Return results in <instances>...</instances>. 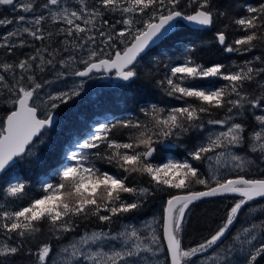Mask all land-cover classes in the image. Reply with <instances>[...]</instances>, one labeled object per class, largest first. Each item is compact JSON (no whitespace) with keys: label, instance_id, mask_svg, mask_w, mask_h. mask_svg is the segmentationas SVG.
<instances>
[{"label":"snow or ice","instance_id":"1","mask_svg":"<svg viewBox=\"0 0 264 264\" xmlns=\"http://www.w3.org/2000/svg\"><path fill=\"white\" fill-rule=\"evenodd\" d=\"M97 2L98 8H89L87 0H78L79 9L71 10L65 5V0H45L43 4L29 0L22 5L18 0H0V6L13 11L19 9L34 16L29 21L24 15H20L18 23H31L32 26L8 32L3 37L4 43H0V49H7L11 54L17 46L24 47L26 42L23 40L18 45L8 41L25 33L35 41L50 39L53 33L48 31L46 37L42 27L50 19L53 23L65 25L57 29L58 33L82 42L76 44L78 48L95 45L97 37L102 38L104 48L98 51L93 49L88 53L87 59L81 58L78 62L84 65L83 69L73 68L72 75L90 78L94 72L115 70L120 80L133 81L138 77L136 65L138 58H142L141 54L146 53L150 46L165 40L175 29L183 27L179 21L201 28H213L217 19L227 15L225 11L214 10V0ZM240 7L246 14L233 19L232 23L238 26L243 35L229 42L226 30H219L215 34L218 45L229 54L243 55L254 51L258 45H264V0L256 6ZM185 8H192L193 11L188 13ZM40 9L47 10L48 16L43 11L36 15ZM117 13L120 18L115 24L104 19L108 14L115 16ZM10 24H13V20L0 19V27ZM116 25L123 27L118 29ZM105 26L108 31L104 30ZM64 43L68 44L69 41L65 39ZM119 45H123V48H119ZM105 48L108 52L100 55ZM195 51L194 48L186 47L179 62L169 58L164 64L167 72L162 79L156 81L167 97L181 102L182 106H173L167 110L152 106L144 112L149 117L151 127L149 124L132 121L120 125L138 130L136 135L129 137V142H118L111 138L116 125L102 124L94 128L84 141L77 143L79 151H71L67 155L66 159L75 163L64 165L58 170L60 182L41 185V196H30V186L18 178L15 182L7 183L3 189L4 198H11L18 206L9 210L4 204H0V234L4 237L0 244V264H8L7 258L20 254L25 246L24 241L36 237L43 224H48L55 238L60 239L61 234L75 230L77 218L94 216L101 222L110 223L114 218L130 216L139 211L143 207L144 198L152 192L148 187L129 185L128 178L134 173L147 176L157 190L175 189L187 192L172 195L167 200L161 225L163 243L152 225H147L146 231L126 226L116 235L93 232L89 236L86 233L79 246L71 245V252L68 247L62 250L63 264H73V261H78L79 264L84 261L89 264H197V258L209 253V250L216 251L214 264L217 261L219 264H258L264 258V223L260 226L262 237H257V225L253 224L243 229L244 239L241 235H236L230 246L223 247L245 205L264 199V179L244 176L221 179L218 168H214L211 163L214 160L220 166L222 161L230 158L233 170L245 171L252 161L232 150L244 146L246 141L250 150L259 152L260 159L264 160V114L255 116L259 130L254 128L248 132L246 125L238 121L249 107L264 113V82H261V78H264V58L256 56L243 65L216 63L207 66L194 58L192 53ZM45 53L50 58H46ZM76 61L77 57L70 56L59 63L61 68L67 69ZM257 62L262 66H257ZM56 63V51L49 52L48 47L37 48L34 55L18 63H0V97H4L11 106V111L0 123V173L4 174L0 179H6L16 168L17 158L31 155L29 146L33 145L34 138L40 136L42 130L53 126L54 111L80 95L79 87L57 95L49 94L46 99L40 95L44 84L37 80L35 73L37 70L46 71L48 66L55 68ZM16 69L20 70L19 77ZM65 75L64 72L58 73L61 78ZM216 79L226 81L227 84L213 87L200 83L209 81L211 85ZM254 83L259 91L258 94L250 95L245 89ZM41 106L47 109L43 118L39 115ZM214 116L221 118H212ZM206 124L225 129L207 135V142L189 153L192 161H210L208 174H201L200 169L188 160H169L162 165L152 162L156 152L154 144L159 142V138H179L191 131L203 132ZM212 131L209 129L210 133ZM209 153L213 155L209 156ZM92 157L106 160L127 175L117 176L101 171L91 163ZM223 167L228 168V163L224 162ZM208 175L211 180L207 178ZM193 185H202L206 190L188 191ZM227 195L238 196L239 199L228 210L222 226L210 238L195 246L186 247L183 244V232L189 206L207 197ZM25 200L26 204L23 203ZM258 239L260 243L254 244ZM104 240L120 241L121 246L109 252L86 251L89 244H98ZM53 254V246L44 243L39 246L35 256L38 264H51L50 257Z\"/></svg>","mask_w":264,"mask_h":264},{"label":"trees","instance_id":"2","mask_svg":"<svg viewBox=\"0 0 264 264\" xmlns=\"http://www.w3.org/2000/svg\"><path fill=\"white\" fill-rule=\"evenodd\" d=\"M39 2L42 3L44 0H39ZM261 2L262 0H214V10L225 11L227 15L217 19L213 28L202 31L191 30L184 26L177 28L176 31L163 40L157 48L147 53V56L144 55L139 59L136 65L138 77L135 80L114 82L115 85L111 84L106 88L97 89L91 95L75 97L67 104L61 105V107L57 109V115L59 117L57 124L48 128L46 133L44 132L39 139L34 142L39 144L35 155L18 159L16 168L12 170L8 177L6 179H0V204H4L9 210H14L15 207L18 206L11 201V198L5 199L3 193V189L7 186V183L9 181L15 182L17 178L30 186L29 192L32 197L43 195L41 192V185L43 183L51 182L53 184H58L60 182L59 176L57 175L58 170L64 165L75 163L74 161L67 160L66 157L74 150L78 142L84 141L89 136L92 132L90 131L91 126L96 124L116 125L117 127L113 129L111 138L118 142H129V137L136 135L138 130L124 128L120 125L132 121L141 124H149V127H151L149 117H146L144 112L150 110L152 106L165 108L166 110L173 106H182L181 102L167 97L163 90L157 86L156 81L162 79L167 72L164 64L169 61V58H173L179 62L185 54L186 47L194 48L196 50L195 53H192L194 58L207 66L216 63H223L227 66L243 65L245 61L253 60L256 56L264 58V45H258L254 51L243 55L239 53L229 54L224 52L215 40V34L219 30L227 31L229 42L233 38L242 36L243 33L238 30V26L232 23L233 19L240 18L242 15L246 14L240 6H256ZM87 4L89 8L93 6L99 7L97 0H87ZM185 10L188 13L193 11L192 8H185ZM119 18L120 16L118 13L115 16L108 14L104 17L110 24H115L116 20ZM146 18L147 17H145V19ZM42 27L45 30L44 34L46 37L48 31L53 33L50 39L46 38L43 42L33 40L32 45H28L26 42L24 47L17 46L13 49L11 54L7 49H0V58L3 63H18L34 55L37 48H42L44 45L53 47V45L58 44L60 46L63 39H66L62 33L57 32L58 28H63L65 25H50V23H44ZM116 27L120 29L123 26L116 25ZM104 30L108 31L109 29L105 26ZM67 38L71 42L73 41L71 37ZM119 48H121V46ZM61 50V47L55 50L56 60L61 58ZM257 66L262 65H259L257 62ZM261 82H264V78H261ZM200 83L205 86L213 87H220L227 84L226 81L219 79L214 80L211 85L209 81H201ZM245 91L250 95H255L258 94L259 89L254 83L247 87ZM5 115L6 110L0 108V116L4 117ZM244 115L246 116L245 123H251L252 115L248 112L246 113V111ZM212 118H221V116H214ZM197 133L198 131H191L181 135L179 138L176 136L159 138V142L154 144L156 152L152 158V162L162 165L169 160L178 162L188 160L195 167L200 169L201 174H206V159L203 162L192 161L189 155L194 148L205 143L197 139ZM169 143L176 144V148H166L165 145ZM91 163L101 171H107L117 176L127 175L114 165L109 164L106 160L92 157ZM1 177H4V174ZM245 178L264 179V166L262 167V171L255 176H247ZM128 183L131 186L140 188L148 187L152 192L150 196L144 198L143 207L139 211L130 216L114 218V221L110 223L101 222L94 216L86 219L77 218L75 230L72 231V234H78L80 230L97 229L105 231L116 227L123 221H143L152 216L159 217L161 226L164 205H162V203L164 201L166 202L172 195L187 194V192L183 190H157L155 186L149 182L147 176H141L135 173L129 176ZM201 190L206 189H204L202 185H193L188 191ZM127 198L131 199V197ZM236 200L238 199L234 197H218L198 201L190 205L188 214H186L187 223L183 232V244L186 247H192L210 238V236L222 226L228 210ZM159 202H161V205L157 207ZM23 203L26 204L27 200ZM236 224L237 221L235 222V225ZM68 235L69 232L61 236L60 239H56L50 226L48 224H43L41 232L38 233L36 237L24 241L25 246L20 254L15 257L7 258L8 264H38L35 253L38 251L40 245L49 243L54 249L55 245L66 240ZM159 235L162 240L161 230H159ZM0 239L4 240L2 234H0ZM29 252H31V255Z\"/></svg>","mask_w":264,"mask_h":264},{"label":"rangeland","instance_id":"3","mask_svg":"<svg viewBox=\"0 0 264 264\" xmlns=\"http://www.w3.org/2000/svg\"><path fill=\"white\" fill-rule=\"evenodd\" d=\"M29 1H25V0H18L19 4H24L27 3ZM65 5L68 6L71 10H78L79 9V3L78 0H65ZM7 8V7H6ZM4 6H0V19H11L13 20V24L8 25L7 27H0V43H4L3 37L5 35L8 34V32L10 31H15L17 28H21V27H31V23H25L23 25H21L20 23L17 22V18L20 15H24L29 21H31L34 16L32 13H24L22 11H20L19 9L13 11L11 8H7L6 9ZM8 10V11H7ZM40 11H43V14L45 16H48V12L47 10L44 9H40L36 12V15L40 14ZM7 13V14H5ZM16 14V15H15ZM12 15V16H11ZM14 17V18H13ZM46 23H50V24H56L53 23L50 19L45 21ZM44 22V23H45ZM43 23V24H44ZM42 24V25H43ZM62 24V23H61ZM64 25V24H63ZM25 36V37H24ZM22 39H21V38ZM20 37H12L10 38V40L8 41V43H16L17 45L20 43L17 40H23L25 42H27L28 45H32V41L33 39L31 37H29L26 33L23 34ZM16 38V39H15ZM101 39L100 37H97L96 43L95 45H88L85 46L84 48H78L76 47L77 43H82V42H78V41H73L71 42L68 38L67 40L69 41L68 44H65L64 41L65 39H63L62 44L60 43V46L58 44L53 45V47L48 46V45H44V47H48L49 48V52L58 49L59 47L62 48L61 50V58L59 60H56V67L53 68L52 66H48L47 70L44 72H39L38 70L36 71L35 75L37 77V80L41 83L44 84V88L41 90L40 95L46 99L47 95H57L60 92H64V91H69L71 89L80 88V95L76 96V97H81V96H85V95H91L93 94L97 89H102V88H106L109 85H113L114 82H112L111 84H105L102 81V76L101 75H95L93 74L90 78L88 77L87 79L84 80H80V79H76L74 75H72V69L73 68H79V69H83L84 65L80 64L78 61L83 58V59H87L88 58V53L90 51H92L93 49L95 50H99L100 48H104V44L101 43ZM13 41V42H12ZM16 41V42H15ZM35 41V40H34ZM121 48H123V45H120ZM116 45L114 43L113 45V49H115ZM32 48V47H31ZM65 48H69V51H64L63 49ZM157 48V47H156ZM108 52V49L105 48L104 53H100V55H105V53ZM149 53V52H148ZM65 55V56H64ZM70 56H75L77 57V61L73 62L69 68L65 69V68H61L60 67V60H66L68 59ZM45 57L46 58H50L48 56V53H45ZM139 61V60H138ZM0 63H3L2 59L0 58ZM59 72H64L66 73V75L61 78L58 76ZM16 74L17 77H19L20 75V70L16 69ZM8 75V74H5ZM51 77V79H50ZM9 80H11V77L8 76ZM47 81H51V83H46ZM4 96H7V93L5 92ZM75 98V97H74ZM0 108H3L4 110H6V114H8L11 111V106L6 103L5 98L4 97H0ZM47 111L46 108H44L43 106H41V110L39 112V115L41 116V118H43L44 113ZM249 113L250 115H252V122L251 123H245V115H243L242 117L238 118L239 122H243L246 127L248 128V132H251L252 129H256L259 130V125L256 123L255 120V116L256 115H262L264 113L260 112L257 109H251L250 107L247 108L246 113ZM245 114V112H244ZM57 115V109L54 111V116ZM5 117V116H4ZM2 116H0V123L3 122V118ZM249 122V121H248ZM57 124V123H56ZM98 127V124L91 126L90 131H93L94 128ZM48 128L44 129L42 131V133L40 134V136L45 132ZM209 129H212L213 131L210 133ZM221 130H225V129H221L219 126H211V125H205V129L203 132L198 131L197 133V139L199 141H203V142H207V135L210 134H215V132L221 131ZM246 136L248 135V133L245 134ZM39 136V137H40ZM38 137V139H39ZM168 138V137H167ZM37 139V140H38ZM36 140V141H37ZM173 140V139H172ZM172 145H176L174 143H169ZM39 144L38 143H34L30 149H31V155L28 156H33L35 155L37 149H38ZM177 146V145H176ZM73 151H79V149L75 146V150ZM234 153L247 157L250 161H252L251 164H249L246 167L245 171H238V170H233L231 168V160L230 158H226V161H222L220 166H217L215 164V161H211V163L213 164L214 168H218V175L220 176L221 179H230L231 177L237 176V175H242V176H255L257 173H259L260 171H262V167L264 166V160L260 159V153L259 152H252L249 148V143L248 141L245 142V145L240 147V148H235L232 150ZM155 155V153H154ZM153 155V156H154ZM213 154L210 153L209 156H212ZM27 156V157H28ZM153 158V157H152ZM227 162L229 167L225 168L223 167V163ZM209 163L210 161H208L206 159V163H205V171L206 174L209 173ZM207 178H209L211 180V176L208 175ZM178 195V194H176ZM179 195H183V194H179ZM235 198V197H234ZM239 199V198H237ZM167 202V201H166ZM165 201L162 203L163 205V212H164V207H165ZM255 201L250 202L248 205H245V208L243 209V212L240 216H238V220H236L238 223V225L234 224V226H237L235 229H231V237L230 239L224 243L223 247L227 248L228 246H230L233 243V238L236 235H241V238L244 239L242 232L243 229L246 227H251L253 224L257 225V228L255 229V234L257 235V237H262V232H261V224L263 223V206L261 207V205H257V204H253ZM161 205V202H159V204H157V207H159ZM162 212V214H163ZM162 223V221H161ZM147 225H152L153 228L156 229V233L159 235V229L161 228L160 226V219L158 216H152L150 218H147L143 221H136V220H129V221H123L121 223H119L116 227H113L112 229L109 230H80L78 232V234H72V232H69L68 238L58 244L55 245L53 252L54 254L50 257L51 260V264H63V261L61 260V256H62V250L65 247L69 248V252L72 251L71 249V245L76 244L79 246V242L81 240V238L87 233L89 236H91V234L93 232L96 233H111L112 235H116L117 233L121 232L126 226H135V228H137L138 230H145L146 231V226ZM233 226V227H234ZM232 227V228H233ZM65 233L61 234V236H63ZM60 236V237H61ZM162 241V240H161ZM3 243V240L0 239V244ZM163 243V242H162ZM254 244H259L260 243V239L256 240L253 242ZM121 246V242L120 241H112V240H104L101 241L98 244H89L87 246V250H91L93 252L95 251H105V252H109L112 251L113 249H118ZM245 247H247V245H245ZM217 251H221V250H217ZM222 254V251H221ZM216 255V251H212L210 253H205L203 254L201 257L197 258V264H214L213 262V257ZM233 259H235V256L232 257ZM83 259V258H81ZM73 264H79L78 261H73ZM83 264H89L88 261H84ZM215 264H219V262H215ZM258 264H264V258H261L258 261Z\"/></svg>","mask_w":264,"mask_h":264},{"label":"water","instance_id":"4","mask_svg":"<svg viewBox=\"0 0 264 264\" xmlns=\"http://www.w3.org/2000/svg\"><path fill=\"white\" fill-rule=\"evenodd\" d=\"M179 23L181 24V25H183V26H185V27H188L189 29H191V30H197V31H202V30H206V29H210V28H201V27H199V26H197V25H194V24H191V23H188V22H185V21H179ZM176 31V29L172 32V33H169V35H168V37L170 36V35H172L174 32ZM163 41H161L158 45H155V46H150V49L149 50H146V53H142L141 54V56L143 57L144 55H146L148 52H150L151 50H153V49H155L156 47H158L161 43H162ZM220 46V45H219ZM221 47V46H220ZM140 58H138V60H139ZM105 72V71H104ZM94 73H100V72H94ZM105 73H107V74H113V73H115V70H113L112 72H105ZM76 77V76H75ZM76 78H78V79H85V78H87V77H85V78H80V77H76ZM109 80V77H106L105 79H104V81H108ZM120 81H123V80H120L117 76H116V82H120ZM57 120H58V117H56V116H54V122H53V125H54V123L55 122H57ZM43 131V130H42ZM42 133V132H41ZM39 137V136H38ZM38 137H36V138H34V141L38 138ZM33 141V142H34ZM31 146V145H30ZM29 146V147H30ZM165 147L166 148H170V149H175L176 148V146L175 145H172V144H166L165 145ZM18 159V158H17ZM1 175H3V173H0V176ZM218 197H235V198H239L238 196H232V195H227V196H218ZM218 197H207V198H204L203 200H208V199H212V198H218ZM203 200H201V201H203ZM257 200H261V199H257ZM198 202V201H197ZM195 203V202H194ZM166 204H167V202L165 203V207H166ZM165 207H164V209H165ZM163 216H164V212H163ZM163 216H162V223H163ZM235 224V223H234ZM234 226V225H233ZM232 226V227H233ZM232 229V228H231ZM230 229V230H231ZM161 234H162V227H161ZM162 242H163V237H162ZM166 250V249H165ZM212 250H209V252H211Z\"/></svg>","mask_w":264,"mask_h":264},{"label":"flooded vegetation","instance_id":"5","mask_svg":"<svg viewBox=\"0 0 264 264\" xmlns=\"http://www.w3.org/2000/svg\"><path fill=\"white\" fill-rule=\"evenodd\" d=\"M25 1H27V0H25ZM36 2L37 3H39V4H43L44 2H45V0H44V2H39V0H36ZM57 24V23H56ZM59 24H61V23H59ZM50 25H52V24H50ZM67 39V38H66ZM93 74H95V73H93ZM92 74V75H93ZM97 75H101L102 76V78L103 79H105L106 77H109L110 78V81L107 83V84H111L112 82H116V75L113 73V74H106V73H104L103 71H101L99 74H97ZM113 85H115V84H113ZM238 177V175L237 176H234V177H231V178H237ZM244 177H247V176H244ZM253 204H257V205H261V207L263 206L264 207V199H261V200H255V202L253 203ZM262 214H263V218H264V208H263V211H262ZM238 223V222H237ZM263 223H264V220H263ZM238 225V224H237ZM237 226H234V228L233 229H235ZM229 236H228V238L224 241V243L225 242H227L229 239H230V237H231V232H230V234H228Z\"/></svg>","mask_w":264,"mask_h":264},{"label":"bare ground","instance_id":"6","mask_svg":"<svg viewBox=\"0 0 264 264\" xmlns=\"http://www.w3.org/2000/svg\"><path fill=\"white\" fill-rule=\"evenodd\" d=\"M28 1V0H27ZM3 7V6H2ZM5 8H6V6H4ZM7 9V8H6ZM10 9V8H9ZM8 11V10H7ZM5 14H7V13H5ZM16 15V14H15ZM12 16V15H11ZM14 18V17H13ZM46 23V22H45ZM185 27V26H184ZM208 30V29H207ZM25 37V36H24ZM21 38V37H20ZM16 39V38H15ZM22 39V38H21ZM21 41V40H20ZM13 42V41H12ZM16 42V41H15ZM19 42V41H18ZM45 43V42H44ZM120 47V46H119ZM122 49V48H121ZM19 51V50H18ZM102 54V53H101ZM29 55V54H28ZM65 56V55H64ZM147 56V55H146ZM26 59V58H25ZM61 61V60H60ZM50 79H51V77H50Z\"/></svg>","mask_w":264,"mask_h":264}]
</instances>
